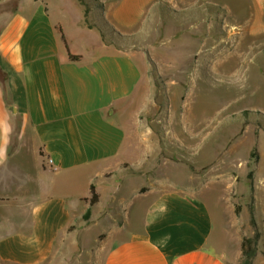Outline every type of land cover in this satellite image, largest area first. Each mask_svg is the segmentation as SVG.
I'll list each match as a JSON object with an SVG mask.
<instances>
[{"label":"crops","instance_id":"obj_1","mask_svg":"<svg viewBox=\"0 0 264 264\" xmlns=\"http://www.w3.org/2000/svg\"><path fill=\"white\" fill-rule=\"evenodd\" d=\"M96 1L18 0L0 14V264H241L254 229L232 203L236 180L217 191L210 170L196 186L160 178L172 158L137 116L149 60L105 36L135 33L159 3L196 0ZM216 1L264 35V0ZM256 216L264 264L257 195Z\"/></svg>","mask_w":264,"mask_h":264},{"label":"rangeland","instance_id":"obj_2","mask_svg":"<svg viewBox=\"0 0 264 264\" xmlns=\"http://www.w3.org/2000/svg\"><path fill=\"white\" fill-rule=\"evenodd\" d=\"M80 1L88 9L97 2ZM15 4L0 0V14ZM241 13L216 0L163 2L131 35L104 28L111 43L139 49L149 60L150 90L137 116L153 124L162 154L172 158L170 174L163 165L160 178L196 186V175L210 170L206 179L217 191L235 179L231 200L241 205L240 220L249 221L255 148L256 195L264 199V35H250Z\"/></svg>","mask_w":264,"mask_h":264},{"label":"trees","instance_id":"obj_3","mask_svg":"<svg viewBox=\"0 0 264 264\" xmlns=\"http://www.w3.org/2000/svg\"><path fill=\"white\" fill-rule=\"evenodd\" d=\"M17 7V4H15L14 9ZM64 41H66L65 36L63 35ZM72 59L74 60H79L80 56H71ZM6 80H7V73L2 70L0 67V81L3 83L4 88H6ZM252 157L255 158L256 161V167L253 168L248 175V178L250 180V202L248 203V211L250 214V224L252 228L254 229V234L251 236L244 235L243 236V241H242V261L241 264H254V260L258 255L259 247H260V242L262 240L263 233L260 231L258 221H257V216H256V184H255V175H256V169L257 165L260 162V154L258 153L257 148H255L252 151ZM93 190V199L92 203H95L98 201L99 197L96 192L95 186H92ZM241 205L236 204V213L239 216L241 213Z\"/></svg>","mask_w":264,"mask_h":264},{"label":"built area","instance_id":"obj_4","mask_svg":"<svg viewBox=\"0 0 264 264\" xmlns=\"http://www.w3.org/2000/svg\"><path fill=\"white\" fill-rule=\"evenodd\" d=\"M46 166L48 168H50L51 170H53V171H57L58 170V167L54 164V161L51 158L46 160Z\"/></svg>","mask_w":264,"mask_h":264}]
</instances>
